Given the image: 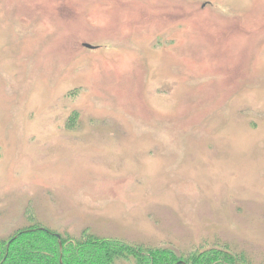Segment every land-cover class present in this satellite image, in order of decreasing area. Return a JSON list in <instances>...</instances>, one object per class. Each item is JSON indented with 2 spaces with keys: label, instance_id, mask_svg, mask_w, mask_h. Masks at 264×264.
Returning <instances> with one entry per match:
<instances>
[{
  "label": "rangeland",
  "instance_id": "374dc122",
  "mask_svg": "<svg viewBox=\"0 0 264 264\" xmlns=\"http://www.w3.org/2000/svg\"><path fill=\"white\" fill-rule=\"evenodd\" d=\"M30 226L264 264V0H0V239Z\"/></svg>",
  "mask_w": 264,
  "mask_h": 264
},
{
  "label": "trees",
  "instance_id": "16d2710c",
  "mask_svg": "<svg viewBox=\"0 0 264 264\" xmlns=\"http://www.w3.org/2000/svg\"><path fill=\"white\" fill-rule=\"evenodd\" d=\"M235 254L217 244L176 256L164 245H129L91 235L74 239L42 226L0 239V264H115L121 256L132 257L136 264H240Z\"/></svg>",
  "mask_w": 264,
  "mask_h": 264
},
{
  "label": "water",
  "instance_id": "95a60500",
  "mask_svg": "<svg viewBox=\"0 0 264 264\" xmlns=\"http://www.w3.org/2000/svg\"><path fill=\"white\" fill-rule=\"evenodd\" d=\"M84 46H85L86 48H89V49L94 48L92 45H89V44H84Z\"/></svg>",
  "mask_w": 264,
  "mask_h": 264
},
{
  "label": "bare ground",
  "instance_id": "6f19581e",
  "mask_svg": "<svg viewBox=\"0 0 264 264\" xmlns=\"http://www.w3.org/2000/svg\"><path fill=\"white\" fill-rule=\"evenodd\" d=\"M167 43H170V41H167ZM169 45H171V44H169Z\"/></svg>",
  "mask_w": 264,
  "mask_h": 264
}]
</instances>
